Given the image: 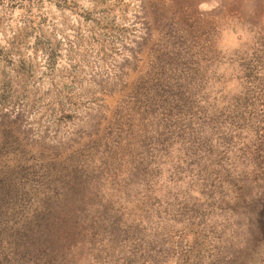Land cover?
<instances>
[{
  "label": "rangeland",
  "instance_id": "374dc122",
  "mask_svg": "<svg viewBox=\"0 0 264 264\" xmlns=\"http://www.w3.org/2000/svg\"><path fill=\"white\" fill-rule=\"evenodd\" d=\"M225 21L248 33L231 55L216 43ZM144 76L153 106L137 108L139 126L123 114ZM128 133L144 169L122 182L75 169ZM3 157L6 220L36 197L75 222L35 264H264V0H0ZM103 203L119 224L141 215L105 251L92 230Z\"/></svg>",
  "mask_w": 264,
  "mask_h": 264
},
{
  "label": "trees",
  "instance_id": "16d2710c",
  "mask_svg": "<svg viewBox=\"0 0 264 264\" xmlns=\"http://www.w3.org/2000/svg\"><path fill=\"white\" fill-rule=\"evenodd\" d=\"M156 80H159L157 78ZM150 79L144 76L139 83V90L136 93L139 98H142V104L136 106L135 108L129 109L127 114H123L125 121L127 119H133L137 121V125L143 126L142 121L144 118L139 116V111L137 108L143 109L145 115L150 112L151 106H153V97L149 94L148 88ZM178 94L171 93L170 96L176 97ZM140 100V99H139ZM137 100V101H139ZM120 108V105H119ZM120 111V109H119ZM114 124V123H113ZM109 128H111L109 126ZM112 130V129H111ZM93 143L87 145L88 148ZM95 151L98 154H86L83 158L81 156L73 157L76 161L74 167L75 169L94 170L96 169L100 175H105L106 178L117 177L121 180L123 174L131 173L135 167H140L144 169V162H146V147L140 144L139 141L135 140L133 136L126 134L125 137L119 135L113 137H102L96 141L94 144ZM85 150H87L85 148ZM89 156V158H88ZM10 159L7 157L0 158V172L2 168L10 165ZM21 159L18 161L20 165ZM132 164H136L135 167ZM150 166V164L148 165ZM43 172L42 174H46ZM41 181L43 179H40ZM1 181V179H0ZM123 179L121 180V182ZM121 182L118 184L120 187ZM10 183H6V191L0 194V264H35L41 253L49 254L53 251L58 250L55 248V242L61 246L63 242H66L62 238V234H66L69 231L71 222L67 219H62L59 222L54 221L51 216H48L52 210L51 201H43L40 198L36 200V197L32 203H30V213L22 218V211H19L20 216L18 221H13L10 223L6 220L5 211L7 209L8 198L12 195H8ZM41 184H38L40 186ZM48 190V189H46ZM64 195V194H63ZM56 199L58 202L63 201ZM54 202V201H53ZM55 205L58 204L54 202ZM106 203L100 205V209L97 210V215L92 219V230L93 234L99 239V245L104 250L109 245L110 241H113L116 228L124 227L129 225L134 218H139L141 215L131 216V221H127L119 224V213L111 212L106 206ZM27 205H23V210H25ZM4 209V210H3ZM11 207L8 211L12 210ZM109 210V213H108ZM6 216V215H5ZM64 217V216H63ZM257 223L260 230L264 234V203L258 209ZM125 228V227H124ZM51 243L54 244L51 247ZM4 245V246H3ZM54 249V250H53ZM105 251V250H104ZM130 264V261L128 262Z\"/></svg>",
  "mask_w": 264,
  "mask_h": 264
},
{
  "label": "clouds",
  "instance_id": "9594fccd",
  "mask_svg": "<svg viewBox=\"0 0 264 264\" xmlns=\"http://www.w3.org/2000/svg\"><path fill=\"white\" fill-rule=\"evenodd\" d=\"M247 39L248 33L244 26H237L234 22L225 21L218 32L217 48L225 55H231L239 51ZM217 70L223 74L228 69L225 65H219Z\"/></svg>",
  "mask_w": 264,
  "mask_h": 264
}]
</instances>
